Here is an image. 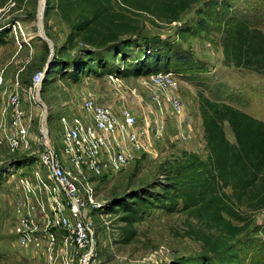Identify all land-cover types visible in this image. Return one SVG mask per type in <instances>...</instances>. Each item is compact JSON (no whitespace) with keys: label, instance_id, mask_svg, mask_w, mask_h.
<instances>
[{"label":"rangeland","instance_id":"1","mask_svg":"<svg viewBox=\"0 0 264 264\" xmlns=\"http://www.w3.org/2000/svg\"><path fill=\"white\" fill-rule=\"evenodd\" d=\"M42 1L0 0V74L3 76L0 86V264H81L79 256L74 254L64 260L59 231L56 233L58 249L51 261L45 242L39 247L21 243L14 234L18 190L15 182L4 174L29 168L25 161L38 147L44 119L54 147L65 161L59 115L63 105L73 101L79 105L81 97L88 92L94 93L118 115L123 106L130 108L138 116L141 128L138 127V134L145 145L144 153L136 152L134 159L119 173L95 177V195L103 207L87 210L96 227L94 256L89 264H213V254L196 238L202 232H210L190 211L183 209L178 196L182 191L189 192L206 184L208 153L199 112L200 95L229 102L264 122V76L224 64L222 34L218 33L216 21L218 16H235L264 34V0H197L172 23L154 20L145 14L131 15L139 26V34L133 41L139 39V43L147 38L166 43L190 57L193 67L187 72L176 71L174 83L162 76L169 71L142 76L118 75V79H111L109 75L113 73L99 69L94 72L87 69L75 75L77 63L89 62L86 55L90 49H86L79 37L70 40L71 28L55 4L50 3L48 7L46 0L39 19ZM220 3L227 9H222ZM199 18H206L212 24L210 31L197 29ZM136 46L130 50L132 56H136ZM96 56L100 57L98 61L106 62L109 70L120 66L117 71L121 72L122 55L113 60L112 54L98 50ZM39 72L43 77L33 100L28 90ZM15 94L28 128L27 149L13 150L7 139L12 118L8 98ZM173 96L180 103L179 113L166 101V97ZM149 123L154 131L158 129V135L146 134L144 129L150 131ZM224 131L234 143L227 124ZM136 192H143L149 205L140 210L141 220L134 224L136 236L124 243L121 231L124 222L116 205L129 202ZM248 218V227L232 243L239 251L240 264H249L254 254L264 253L261 232L264 210L248 214ZM241 224L234 222V225Z\"/></svg>","mask_w":264,"mask_h":264},{"label":"trees","instance_id":"2","mask_svg":"<svg viewBox=\"0 0 264 264\" xmlns=\"http://www.w3.org/2000/svg\"><path fill=\"white\" fill-rule=\"evenodd\" d=\"M196 1L48 0V7L50 3L55 4L60 16L69 24L70 40L79 37L86 49H90L86 55L89 62L77 63L75 75L87 69L93 72L99 69L117 76H142L160 71L177 73L180 69L187 72L193 65L189 56L171 45L147 38L139 43V39L133 41L139 34V26L130 16L145 14L154 20L172 23ZM220 6L227 9L225 4L220 3ZM216 21L218 33L222 34L224 64L264 76L263 32L235 16H218ZM196 25L203 32L210 31L212 26L206 18H199ZM133 45L138 47L137 58L130 52ZM98 50L112 54L113 60L122 55L119 58L123 63L121 72L117 71L120 66L109 70L106 62L98 61ZM199 101L203 140L208 153L204 172L206 184L189 192L182 191L178 198L183 209L190 211L213 234L202 232L196 236L203 248L213 254V264H240L239 251L232 243L248 227V214L264 210V122L223 100L200 95ZM225 124L234 136V143L225 135ZM148 205L149 200L143 192H136L129 202L116 205L124 222L121 227L124 243L136 236L134 224L141 220L140 210ZM234 222L242 224L234 225ZM261 232L264 236V226ZM249 264H264V253L254 254Z\"/></svg>","mask_w":264,"mask_h":264},{"label":"built area","instance_id":"3","mask_svg":"<svg viewBox=\"0 0 264 264\" xmlns=\"http://www.w3.org/2000/svg\"><path fill=\"white\" fill-rule=\"evenodd\" d=\"M162 76L171 83L176 80L172 71ZM42 77L43 73L39 72L33 78L28 90L30 99L36 100V86ZM109 77L118 79L116 74ZM2 83L0 74V86ZM166 101L175 113L180 112V103L174 96L166 97ZM8 104L12 108L9 146L13 150L27 149L28 128L18 96H10ZM70 105H63L59 115L66 160H61L47 130L46 136L41 132L38 147L28 154L25 165L29 168L7 172L4 177L15 182L18 190L14 234L21 243L39 247L45 242L51 261L58 249L59 231L64 260L74 254L79 256L81 264H89L94 256L96 227L87 210L103 207L95 195V177L119 173L136 152L144 153L145 145L138 134V116L130 108L123 106L118 115L92 92L83 95L79 105L74 101ZM147 125L150 129H144L147 135H158L157 128L154 131L151 123ZM30 158L35 160L31 162Z\"/></svg>","mask_w":264,"mask_h":264},{"label":"bare ground","instance_id":"4","mask_svg":"<svg viewBox=\"0 0 264 264\" xmlns=\"http://www.w3.org/2000/svg\"><path fill=\"white\" fill-rule=\"evenodd\" d=\"M43 2V1H42ZM41 8H42V6H41V4H40V10H41ZM22 33H24V31L22 30ZM26 34V33H25ZM40 84H41V81L40 82H38V84H37V86H36V91H35V97H36V94H37V89H38V87L40 86ZM39 101H40V99H39ZM41 132H42V134H44L45 136H46V132H47V130H46V126L43 124V127H42V129H41Z\"/></svg>","mask_w":264,"mask_h":264},{"label":"water","instance_id":"5","mask_svg":"<svg viewBox=\"0 0 264 264\" xmlns=\"http://www.w3.org/2000/svg\"><path fill=\"white\" fill-rule=\"evenodd\" d=\"M45 5H46V0H43V2H42V8H41V10H39V19L42 18V14H43V10H44ZM47 41H48V40H47ZM45 117H46V116H45ZM43 123H44V125L46 126V121H45V119H44Z\"/></svg>","mask_w":264,"mask_h":264}]
</instances>
